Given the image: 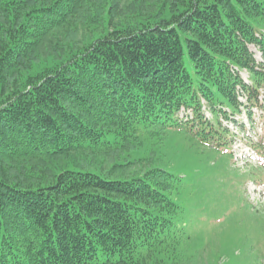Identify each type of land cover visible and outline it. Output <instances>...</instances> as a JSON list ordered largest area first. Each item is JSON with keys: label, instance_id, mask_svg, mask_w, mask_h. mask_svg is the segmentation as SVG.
<instances>
[{"label": "trees", "instance_id": "trees-1", "mask_svg": "<svg viewBox=\"0 0 264 264\" xmlns=\"http://www.w3.org/2000/svg\"><path fill=\"white\" fill-rule=\"evenodd\" d=\"M263 32L264 0H0V264H175L179 178L128 152L229 149Z\"/></svg>", "mask_w": 264, "mask_h": 264}, {"label": "rangeland", "instance_id": "rangeland-1", "mask_svg": "<svg viewBox=\"0 0 264 264\" xmlns=\"http://www.w3.org/2000/svg\"><path fill=\"white\" fill-rule=\"evenodd\" d=\"M250 51L262 61L257 47ZM254 112L253 123L245 114L235 122L223 121L231 131L229 149L173 130L167 138L155 134L154 146L128 152V159L143 160L133 170L157 166L179 178L174 200L181 213L170 248L175 264H264V151L257 149L264 143V115ZM239 119L246 129L240 130Z\"/></svg>", "mask_w": 264, "mask_h": 264}]
</instances>
